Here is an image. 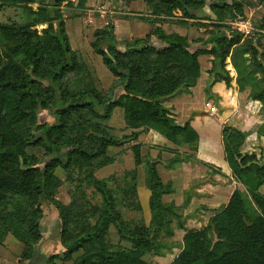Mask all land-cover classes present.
<instances>
[{
	"label": "trees",
	"instance_id": "trees-1",
	"mask_svg": "<svg viewBox=\"0 0 264 264\" xmlns=\"http://www.w3.org/2000/svg\"><path fill=\"white\" fill-rule=\"evenodd\" d=\"M86 1L0 0L1 10H11L0 20V243L12 234L23 244L19 264L30 259L43 236L47 204L59 211L63 250L47 256L45 264H151L144 256L172 248L170 239L178 229L185 234L173 264H264V161L243 152L244 130L230 124L222 128L225 160L243 187L214 208L207 225L199 229L185 226L184 205L166 198L174 192L171 180L159 173L158 159L143 160L139 144L133 145L136 166L126 172L123 183L115 176L95 175L115 161L111 148L124 142L108 125L115 105L123 107L126 123L142 124L187 147L183 154L167 148L174 153L168 166L198 159L191 154L197 152L200 140L192 118L178 121L165 102L192 92L203 72L202 53L210 56L211 63L204 87L207 98L220 100L212 91L215 82L232 85L230 57L238 89L249 87V98L261 102L264 114V46L258 47L240 31L228 33L222 28L226 16L243 13L242 3L144 0L152 22L146 36L119 40L112 21L96 28L93 52L102 56L114 75L104 91L71 46L64 21L65 4L82 7ZM175 10L181 11L182 24L207 18L213 19V26L191 46L186 36L157 24ZM45 23L48 26L40 32L37 25ZM259 28L261 42L264 14ZM118 87L124 93L114 100ZM42 108L54 116L52 121H39ZM257 133L264 136V121ZM37 147L42 148L41 155L31 150ZM144 163L148 222L138 192L137 167ZM57 167L65 170L70 184L68 202L56 195L62 184Z\"/></svg>",
	"mask_w": 264,
	"mask_h": 264
},
{
	"label": "rangeland",
	"instance_id": "rangeland-1",
	"mask_svg": "<svg viewBox=\"0 0 264 264\" xmlns=\"http://www.w3.org/2000/svg\"><path fill=\"white\" fill-rule=\"evenodd\" d=\"M239 1L243 5V13H234L235 17L231 15L226 16L225 25L222 28L228 33L231 30L240 31L245 37H252L255 44L263 48L264 36L262 37V41L259 42V38L261 37L259 24L264 14V3L259 0ZM33 6L37 7V4H33ZM128 7L131 9L130 11H127L129 10ZM205 8H207V6ZM63 10L64 21L71 46L79 51L84 60L88 63L98 81L97 84L99 88L107 91L114 80V75L104 63L102 56L93 52L91 42L94 38V30L98 27L105 26L110 21L114 23V19H119V22H122L120 19L124 20L131 18L136 19L137 23L140 25L145 23L147 29L149 28V30H151L152 22L149 18L147 19L148 16H151L150 10L145 5L144 0H87L82 7L78 5L73 7L67 3L63 6ZM9 14H11V10L0 9V20L5 19ZM180 16L181 11L175 10L171 15L163 17V22H158L157 24L162 26L167 32H178L186 36V41L191 46L198 44L205 38L207 31L213 26V19L207 18L189 19L186 21V24H182L178 22ZM47 26V23L39 24L37 25V29L41 32V30ZM116 27L117 26L114 24V31ZM79 33H84L82 45L77 42V35H79ZM154 38L157 37L154 36ZM125 39L126 38L119 40ZM209 58L210 56L205 53L199 55L203 72H207L208 68L211 66ZM227 68L235 79L236 70L230 57L227 58ZM245 90L250 91V88L247 87L240 91ZM199 91L200 88L198 87L195 93L182 94H187L194 99ZM123 93L124 90L122 87L116 88L114 100ZM178 95L166 100V106L178 121L189 119L193 114L196 115V111L200 116H203L204 120L203 122H199V129L205 130V132L199 140L200 148L213 156L215 158L213 159L214 161H203L200 158H193L188 161H178L175 165L168 166V160L173 157L174 153L166 151V149L172 147L179 150L180 154H183L184 152H188L187 147L175 145L172 141L155 130L147 129L142 124L132 125L126 123L123 107L121 105H115L112 115L108 120V125L111 127L113 134L124 139V142L119 146L111 148V154L115 156V161L98 169L95 175L103 178L115 176L119 183H123L126 172L134 169L136 166L133 145L136 143L139 144L143 160L145 161L147 158L158 159L159 163L157 164V168L159 173L164 180H171L174 192L166 196V198L168 200H174L180 205H184L186 214V216L184 215L185 226L187 228L199 229L207 225L213 214L214 208L226 204L232 192L236 188L243 187L239 181L234 179L231 169L224 159L223 143L221 139L222 128L224 125L230 124L242 129L239 122L244 121L246 118V111L250 114H256V111L253 112L254 105L249 102V97L246 98L245 92H243L242 104L238 103V106L236 105L237 108L235 110L237 111H233L234 109L228 111L229 107L224 103V100H219L217 102L214 98H207L205 93V97L203 96L204 94L201 95V106L195 111L189 109L187 114L184 115L186 107L183 106L187 103L190 104V102L179 99L178 103L175 104L173 99ZM182 101L185 103H181L180 105ZM212 106H216L215 110H213ZM38 119L40 122L52 121L54 116L47 109L42 108L38 113ZM244 131L246 133V139L242 145L243 152L250 154L252 160L263 162L264 143L258 138L248 137L249 134L247 130ZM31 150L39 155L43 153L42 148L39 147L31 148ZM198 152L199 147L197 152L192 151L191 154L198 155ZM144 166L145 163L137 167L138 192L143 207V214L148 222L150 220L149 190L145 184ZM56 173L62 179V184L57 189V198L63 202H68L70 200L68 192L70 184L66 177V172L62 167H57ZM262 189L264 191V186ZM43 208L44 216L41 221L42 231L46 229L47 226H55L54 228L57 229L60 225V234L61 219L57 207L44 204ZM184 234L185 230H176L175 237L170 239L171 242H174L172 248H165L164 254L147 253L144 257L150 261L151 264H173L175 256L180 252L183 245ZM111 238H114V236ZM41 240L42 238L37 243ZM22 247V242L12 234H9L5 240L0 243V264H19V255L22 251ZM62 250L63 249L60 248L58 251L51 254L58 253Z\"/></svg>",
	"mask_w": 264,
	"mask_h": 264
},
{
	"label": "crops",
	"instance_id": "crops-1",
	"mask_svg": "<svg viewBox=\"0 0 264 264\" xmlns=\"http://www.w3.org/2000/svg\"><path fill=\"white\" fill-rule=\"evenodd\" d=\"M128 9L129 10L127 11L131 10L129 7ZM120 20L122 22H119V19H114L115 21L114 24L115 26H117L115 33L118 39H124V38L127 39V38H131L133 36H138V35L140 37H144L150 31L149 28L147 29V26L145 23H143V25H140L137 23L136 19L131 18V19H124V20L120 19ZM83 34L79 33V35H77L78 37L77 42L80 45H82ZM207 78H208V73L205 71L202 72V75L199 78L197 85L192 89V92L195 93V91L197 92L198 87L200 88L199 93L195 95L194 99L189 97L187 94L178 95L177 97L173 99V102H175V104L178 103L179 99H183L185 100V102H190V104L187 103L185 106H183V107H186V110L184 111V115L187 114V111L189 109H191L192 111H195L198 107L201 106L202 104L201 95L204 94L203 96L205 97L204 87H205ZM212 91L216 95L220 96V101L224 100V103L228 105L229 107L228 111L232 109H234L233 111H237L235 110L237 108L236 105L238 106V103L242 104L243 92L246 93V98L249 97L248 90L240 91L238 89L235 79L233 80L231 86L226 85L224 81L215 82L212 85ZM249 99L247 100H249V102H251V104L254 105L253 112L256 111V114L254 113L250 114L249 112L246 111L247 115L244 121L239 122L238 119L237 121L239 122L243 130H247L249 134L248 137L251 136V138H258L260 139V141L264 143V136L258 135L257 133L258 126L264 121V115L262 114V110H261V102L259 100H254L251 98ZM185 102L183 101L180 102V105L181 103L184 104ZM192 116H191L192 118L191 122L194 125V127L199 131L200 138H201L205 130L199 129L200 128L199 122H203L204 118L203 116H200L197 111H196V115L193 114ZM221 139H222V134H221ZM197 157L202 159L203 161H211V160L214 161L213 159H215L213 156L209 155L206 151H203L200 148V143H199V152H198ZM59 226L57 227V229L54 228L55 226H47L46 229L43 230L42 240L39 243H37L35 247L36 248L35 254L30 259L26 260L24 264H45L46 257L49 256L51 253L58 251L61 248V244L59 241V229H60Z\"/></svg>",
	"mask_w": 264,
	"mask_h": 264
},
{
	"label": "built area",
	"instance_id": "built-area-1",
	"mask_svg": "<svg viewBox=\"0 0 264 264\" xmlns=\"http://www.w3.org/2000/svg\"><path fill=\"white\" fill-rule=\"evenodd\" d=\"M209 103V102H208ZM213 107V110H215L216 106H212Z\"/></svg>",
	"mask_w": 264,
	"mask_h": 264
}]
</instances>
